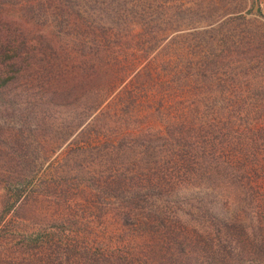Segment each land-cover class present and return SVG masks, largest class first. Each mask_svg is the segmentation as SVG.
I'll use <instances>...</instances> for the list:
<instances>
[{
  "label": "trees",
  "instance_id": "obj_1",
  "mask_svg": "<svg viewBox=\"0 0 264 264\" xmlns=\"http://www.w3.org/2000/svg\"><path fill=\"white\" fill-rule=\"evenodd\" d=\"M39 1H27L20 17L52 11L71 28L73 47L50 58L48 37L13 29L9 15L0 22V117L19 106L12 87H39L51 107L72 114L59 125L65 143L79 137V150L99 146L128 167L133 180L124 173L128 182L113 190L135 228L121 246L134 253L114 262L104 254L106 264H264V81L222 68L223 54H185L191 44L171 25L136 20L132 0ZM29 34L47 59L44 73ZM45 125L42 118L36 130ZM18 127L0 125V150L25 143ZM13 170L6 181L17 176L27 188L28 168ZM25 192L8 194L18 202Z\"/></svg>",
  "mask_w": 264,
  "mask_h": 264
},
{
  "label": "rangeland",
  "instance_id": "obj_2",
  "mask_svg": "<svg viewBox=\"0 0 264 264\" xmlns=\"http://www.w3.org/2000/svg\"><path fill=\"white\" fill-rule=\"evenodd\" d=\"M5 1L3 7L1 2ZM27 1L37 2L0 0V22L8 23L9 15L15 24L13 29L23 26L32 37H48L52 48L46 51L50 58L70 52L71 28L54 21L52 11H46V16L31 11L21 18ZM81 1L89 7L102 0ZM132 5L136 20L171 25L173 36L179 35L183 43L191 44H184L185 54H223L222 68L240 70L254 83L264 81V0H132ZM30 34L26 47L36 56L39 64L35 69L41 74L48 62L38 40ZM14 37L8 36L9 40ZM4 61L0 57V69ZM12 89L22 97H18L15 111L0 117V125L20 130L18 125L22 124L26 140L18 146L8 143L0 150V264H106L104 254L111 255L113 262L122 251L133 255V250L126 246L122 249L121 243L135 228L129 226V218H125L129 210L121 206L113 190L120 181H127L124 173L133 180L128 167L121 166L109 151L97 149L99 146L79 150L72 145L79 137L65 143L67 131L59 125L67 124V119L71 122L72 114L67 106L51 107L47 99H42L39 87ZM42 118L47 125L37 131L35 125ZM46 136L44 143L41 139ZM23 155L28 158L23 160ZM17 166H26L33 176L27 188L24 185L28 184L19 185L22 181L17 176L5 179V172L15 171L13 167ZM18 189L26 192L15 202L10 194ZM138 240L141 246L147 243L144 237Z\"/></svg>",
  "mask_w": 264,
  "mask_h": 264
}]
</instances>
